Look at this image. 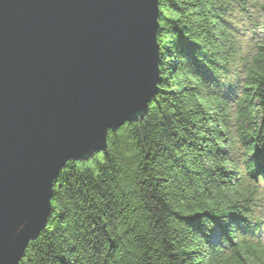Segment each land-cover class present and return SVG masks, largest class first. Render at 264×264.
<instances>
[{
	"label": "trees",
	"instance_id": "trees-1",
	"mask_svg": "<svg viewBox=\"0 0 264 264\" xmlns=\"http://www.w3.org/2000/svg\"><path fill=\"white\" fill-rule=\"evenodd\" d=\"M159 4L156 96L67 162L19 264H264V35L236 33L264 0Z\"/></svg>",
	"mask_w": 264,
	"mask_h": 264
},
{
	"label": "water",
	"instance_id": "water-1",
	"mask_svg": "<svg viewBox=\"0 0 264 264\" xmlns=\"http://www.w3.org/2000/svg\"><path fill=\"white\" fill-rule=\"evenodd\" d=\"M159 16V0H0V264L46 227L67 162L146 114Z\"/></svg>",
	"mask_w": 264,
	"mask_h": 264
},
{
	"label": "rangeland",
	"instance_id": "rangeland-1",
	"mask_svg": "<svg viewBox=\"0 0 264 264\" xmlns=\"http://www.w3.org/2000/svg\"><path fill=\"white\" fill-rule=\"evenodd\" d=\"M251 12V16L249 17L250 20H247L246 16H243L242 13L241 15L239 14V19H238V23L236 25V33L238 35V37L242 40L243 45L245 46L244 48H246L245 50H247L248 46H250L251 44H253V41H257L259 40V36L264 35V29L262 28V21L258 15V13L254 12V11H250ZM239 158V155H236V158ZM237 158V159H238ZM263 192H264V181H260L259 183V187ZM258 213H259V217L261 218V223L263 225L262 227V238L264 240V204L262 205L261 208L258 209Z\"/></svg>",
	"mask_w": 264,
	"mask_h": 264
}]
</instances>
